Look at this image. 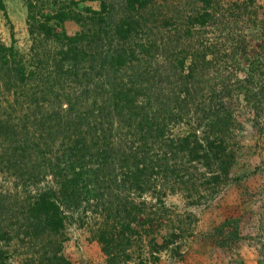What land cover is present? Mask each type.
<instances>
[{
	"label": "rangeland",
	"instance_id": "rangeland-1",
	"mask_svg": "<svg viewBox=\"0 0 264 264\" xmlns=\"http://www.w3.org/2000/svg\"><path fill=\"white\" fill-rule=\"evenodd\" d=\"M148 1V9L141 12L145 16L140 18L127 10L124 0L47 3L46 9H41L42 14L52 17L50 25L65 43L60 45L47 40L37 29L30 32L26 0H3L0 228L7 233L6 238L10 236L8 243H0L7 253L5 264H264V0ZM101 3L105 4V13H101ZM176 9L181 12L174 14ZM91 10L109 22L104 23L108 33L102 46L92 44L90 41L94 39L89 35L77 49L86 53L82 75L94 76L88 67L102 63L104 53L119 46L113 32L120 19L134 16L156 37L150 50L158 54L148 59L151 69L145 72L155 74L152 81L143 82L140 94H145V88L152 86L151 90L156 92L160 87L166 98L167 93L174 95L183 81L177 103L168 102L165 109L167 128L160 136L157 132L160 120L146 116L154 112L140 104L142 99L132 87L131 72L127 67L118 71L108 69L106 74L114 82H127L125 92L105 102L110 116L96 129L95 141L101 147L108 146L113 161L115 156L118 163L120 158L116 154H128L130 148L144 151L142 135H149V142L156 144L150 154L162 155L169 154V147H162L164 144L174 147L178 141L183 144L184 140L195 138L204 146V133L216 127L224 129L223 136H218L224 153L218 160L208 156L206 166L200 160L199 164L186 165V171L175 170L173 185L168 184V174L158 170L148 177L152 188L148 186L138 195L126 194L122 188L112 189V180L109 181L105 186H110L114 199H127L140 208V213L119 214L116 222L111 221L113 216L111 219L107 216L112 200L109 191L80 204L58 196L60 202H54L59 207L62 227L58 232H50L44 223L49 222L45 215L32 220L26 212L39 194L58 190L60 179L51 175L48 166L55 163L65 144L74 139L70 132L78 113L90 109L93 102L96 107L101 106L109 86L106 82L99 86L106 78L96 76L95 87L88 88L87 96L81 85L88 80L81 77L79 86L70 83L76 71L71 69L70 60H81L83 56L67 38L84 37L87 22H78L92 16ZM61 11L79 17L76 21L54 20ZM201 14L207 16L199 19ZM175 23L182 26L175 28ZM181 48L184 49L179 51ZM182 51L187 53L185 57ZM60 52H64L63 56H59ZM171 52L172 56L165 59ZM190 52L199 55L193 78H187L189 67L193 66ZM174 55L184 58V68L176 69L168 63ZM188 91L195 95V108L206 107L207 117L194 110ZM120 110L126 117L132 111L135 123L128 121V125L136 124L134 127L126 128L125 116L115 115ZM214 116L219 118L220 125L219 120L212 125ZM138 124L142 128H135ZM209 140L215 142L214 134L209 135ZM85 144L92 146L87 135ZM184 154L178 148L169 164L177 165V157L183 158ZM95 160H99L95 155L86 156L79 167L84 165L85 173L102 169V163H93ZM105 167L120 183L123 176L115 168ZM189 190L193 192L188 193ZM127 225L129 231L119 234ZM117 235L127 238L129 245L113 242ZM103 238L112 240L114 252L110 255L105 253ZM166 240L171 242L162 249Z\"/></svg>",
	"mask_w": 264,
	"mask_h": 264
},
{
	"label": "trees",
	"instance_id": "trees-1",
	"mask_svg": "<svg viewBox=\"0 0 264 264\" xmlns=\"http://www.w3.org/2000/svg\"><path fill=\"white\" fill-rule=\"evenodd\" d=\"M55 1L56 0H26L29 21L28 24L30 27V32H33L34 29H37L41 34H43V36L47 40L54 41L56 43H59L60 45H65L63 38L57 33V30L50 25L52 17L45 16L42 14V10L44 11V9H46V6L48 5L47 3ZM148 3V0H124V4L127 10L135 12L136 14L134 16L139 15L137 16L139 18L140 16H145L141 12L145 11V9H148ZM101 6V13H105L103 10L105 4L101 3ZM152 6L157 7L154 5ZM4 9L5 7L3 4V0H0V10L4 11ZM127 10L126 12H128ZM39 11L41 12V14H39ZM180 12L181 10L176 9L174 14H178ZM90 14L92 16L81 19L78 22H87L86 27L88 28L86 32L83 33L85 34L84 37L82 36L74 39L67 38L65 36L70 42H72L71 44L75 46L74 49L77 52H80V54L83 56V59L81 60L77 58L70 60L72 63L71 69L76 70L73 75V80H71L70 83L75 86H79L82 78L88 80L83 85H81V89L87 96L89 93L88 88L90 86L95 87L93 82L96 76H99V78L100 76H104L106 78V81L101 80L98 83L99 86L103 85L105 82L108 83L109 86L104 92V100L101 106L96 107L95 102H93V106L90 109L86 110L83 113H78V116L76 117V123L72 125L74 129L70 132V137H73L74 139L67 143L65 142L66 140L62 141V143H66L64 151L61 152V155L59 157L55 158L54 164L48 166L51 175H53L55 179H60V182L58 181V190H49L46 193L39 194L37 200L34 202L33 207H31L26 212L28 215H30V219L32 220H37L38 218H41L42 215H45L49 222L45 220L44 223H47V227H50V232H58L62 227V220L59 217V207L54 202V200L59 199L58 196L67 199L69 203L80 204L84 199L87 200L90 198H94L97 195L102 196L103 191H109L112 195V200L108 204L109 208L107 216L109 219H111V216H113V220L111 221L116 222V217H118L119 214L129 216V214L133 211L140 213L138 211L140 208L135 206V204H133L127 199L118 197L114 199L115 196L109 190L110 186H105L106 183H108L109 181L112 180V189L114 187L119 190L120 188H122L123 191L126 192V194L136 193L138 195L140 193H144L145 189L148 186L152 188L150 178L153 177L158 172V170L159 172L168 174L170 180L168 184L173 185L175 181H172V179L175 170L179 172L180 169L186 171V165L190 166L193 162L199 164L200 160H202L206 166L208 165V162H206L208 156L212 157V159L214 160H218V156L223 155L224 153V148L222 147L221 139L220 137H218L223 136L224 129L216 127L214 128V130L204 133L206 135L203 141L204 146H202V144H199V142L195 138L194 140H189L187 138L188 140H184L183 144H180V142L178 141L174 147H172L171 144H169V146H167V144H164L162 147H169V154L164 153L162 155L150 154L154 150V148H156V144L154 145L153 142H149V140L151 139L149 135H142L144 143L141 148H144V151H135L134 149L136 148H130L128 154L122 153V156L119 153L116 154V157L120 158L118 163L115 162V156L113 161L112 156L109 154L108 146L104 145L103 147H101L102 145H99L97 141H95L97 139L96 129L99 130V128H101L100 126L102 120L110 116V111H106L105 109V102L125 92L126 89L124 87L127 82L123 83L119 80H116L114 82L113 77L106 74L108 69H116L118 71V69L127 67V69L131 72V80L133 82L132 87H135V91L140 95V98L142 99V102L140 104L145 107V110L149 109V112H154L153 114H147L146 116L151 117L155 120H160L158 121L159 126L157 127V132L160 136L163 135L164 129L167 128V124L165 122L166 118L164 117V114L165 112H167V110L165 109L168 108V102H170L171 104L177 103V100L179 98L178 93H180L179 90L182 89L183 81H181V83L179 84L178 89L176 88V93L174 95H172V93H167L168 96L166 98L163 97V92L160 87L156 89L157 93L151 90V86V88H145V94H140L143 82L149 83L150 81H152L155 74L154 72L148 75V73L145 71L148 68L151 69V61H149L148 59H153L156 55L154 52H152V50H150L152 42L156 41V37L152 36L150 30L147 29L146 26H144L142 22L137 20L134 16H128L120 19L119 26H117L115 28V32H113L114 36L118 38L119 46L111 47L107 52H105L104 58L102 59V63L92 67H88L90 71H94V76L90 78L87 74L82 75V71L86 69V65H84V57L86 56V53L85 50L77 49L80 46L84 45V43L88 40L86 39V36L89 35H91L95 40L90 41L92 44L96 42L99 46H102V43L104 39H106V35L108 33L107 26L104 23L108 24L109 22H105L101 14L97 11L91 10ZM204 16L207 15L201 14L199 16V19ZM78 17V14L72 15L71 12L61 11V13L55 15L53 19L56 21L65 19H72L76 21ZM37 18H39L40 20H38ZM170 19L176 18L171 17ZM141 21L143 20L141 19ZM180 26H182V24L175 23V28ZM196 37H198V35H196ZM174 39L177 40L179 39V37ZM108 42L110 43V41ZM182 49L184 48L179 49V51H181ZM172 52L167 53L165 59L170 58L172 56ZM63 53L64 52H60L59 56H63ZM182 54L184 55L183 57L187 55L185 51H182ZM189 55L193 66L190 65V70L187 75V78H193L194 72L198 69L197 67L199 63L196 62L199 60V55L193 52H190ZM157 56L158 54L156 55V57ZM97 57L99 58V55H97ZM183 57L181 59L179 56L174 55L173 59L169 60L170 62L168 63L174 64V68L176 69L184 68ZM105 63H107V67L105 66ZM185 93L186 92H184V94ZM187 94L190 97V101L193 105L194 110L197 113L201 114L203 117H207L206 107L203 106L200 108L199 105L198 109L195 108V95L192 96L191 94H189V91L187 92ZM115 115L125 116V114L122 113V110L116 112ZM127 115V117L125 116L126 128H130L132 126L134 127L136 124H133L135 122L134 117L132 116V111H128ZM218 120L219 118H217V116H214V119L211 121L212 125L215 126L218 123ZM128 121H132L133 123H130L128 125ZM143 121H145V118ZM108 126L109 128H112L111 124L109 123ZM81 127H83V129H81ZM135 128L140 129L142 127L140 124H138V126ZM211 133L215 136V142L209 140V135ZM90 134H93L96 137H91ZM86 135L92 141V146L90 147L85 144ZM134 135H137V133H134ZM98 138H101L102 140L105 139L104 137L100 136ZM178 148L180 153H185V157H177V160H179L178 164H180V168L177 167L178 164L175 166H171L169 164V160L175 156V153L177 152ZM199 151H201L202 154H200ZM94 155L95 158L99 160H95L93 163H102L103 167L98 166V168L102 167V169H99L98 171H88V173L83 172L82 168L84 169V165L83 167H79V165L84 163L86 156L93 157ZM177 156H179V154ZM109 158L111 159L109 160ZM105 166H108L112 169L115 168L116 172H119L123 176L120 179V183L118 181H115L116 176L111 175ZM52 169L54 170L52 171ZM149 176L150 178H148ZM165 177H167V175H165ZM211 180L215 181V178H211ZM194 186L195 184L193 185V187ZM169 187L171 188V186ZM187 192L192 193L193 191L189 190ZM58 201L60 202V200ZM2 202L4 204L3 200ZM1 209H3V207ZM0 231H3L2 235L0 236V243H8L10 241V236L6 238L5 236L7 233L4 232L2 228H0ZM126 231H129L128 225L125 226V228L122 229L119 234H122ZM103 239L105 240H103V245L105 246V253L109 254L114 252V249L112 248L113 246L111 244L112 240L109 238ZM118 239H120L122 243L120 241H117ZM113 242H116L117 244L121 245H129L128 239L123 237V235H117L116 240H114ZM170 242L171 241H167L166 244L161 246L162 249H164L166 245H168V243ZM6 257L7 253L2 250V247H0V264H5ZM52 258L54 259L55 255L52 256ZM113 260L114 259L111 258V262ZM111 264H116V262H112Z\"/></svg>",
	"mask_w": 264,
	"mask_h": 264
}]
</instances>
